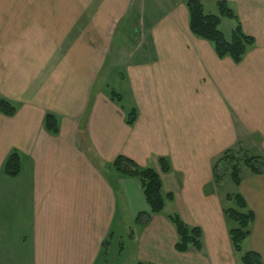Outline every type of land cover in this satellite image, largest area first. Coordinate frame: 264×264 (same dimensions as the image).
Masks as SVG:
<instances>
[{"label": "crops", "instance_id": "crops-1", "mask_svg": "<svg viewBox=\"0 0 264 264\" xmlns=\"http://www.w3.org/2000/svg\"><path fill=\"white\" fill-rule=\"evenodd\" d=\"M202 1L216 9L219 0ZM225 1L255 39L239 64L220 59L191 32L184 1L163 14L145 12L143 0L19 2L23 10L15 9L7 30L0 28V98L17 106L13 117L0 113V193L12 197L2 166L16 149L32 264H103L111 247L103 249L104 241L114 231L126 234L129 222L148 211L137 179H112L90 158L82 127L106 163L125 155L159 170L158 157H167L172 170L160 173L164 194L174 196V213L188 226L202 229L200 251L178 252L169 214H153L128 234L129 264H241L214 185L213 158L238 142L264 157V0ZM128 18L140 35L118 37ZM17 30H24L22 38ZM106 69L125 82L133 106L103 90ZM131 107L138 117L129 126ZM47 112L59 120L57 135L44 127ZM239 188L256 216L247 251L258 252L264 264V171L242 178Z\"/></svg>", "mask_w": 264, "mask_h": 264}, {"label": "trees", "instance_id": "trees-1", "mask_svg": "<svg viewBox=\"0 0 264 264\" xmlns=\"http://www.w3.org/2000/svg\"><path fill=\"white\" fill-rule=\"evenodd\" d=\"M184 2L188 9L191 32L196 37L208 41L220 59L230 57L234 63H241L247 51L254 46L255 39L244 32L238 15L229 6V3L225 0H219L216 2L217 13H208L202 0H184ZM223 18L234 20L236 23L231 31L230 39L220 28ZM109 96L113 101H122L121 94L114 89H110ZM0 113L13 117L17 113V106L6 98H0ZM137 117L138 111L135 107L126 109V123L129 126L135 124ZM44 127L52 135H57L60 132L59 120L54 113L47 112L45 114ZM80 141L90 158L98 166L106 169L110 178L125 176L139 181L148 211L138 213L135 219L138 225L147 224L151 215L162 213L166 200H174L171 193L164 194L160 174L169 173L172 170L167 157H158L159 170L154 167H142L125 155H119L113 162L106 163L95 153L83 127L80 129ZM21 156L18 150L13 149L4 161L2 172L7 176H17L21 171ZM242 164L253 174H261L264 171V157L252 154L242 143L238 142L235 146L225 150L214 163V184L221 187L225 170L229 169L232 182L239 188L242 182ZM225 200L235 204L234 207L229 208L224 205V215L228 223L235 225V227L229 228L228 234L234 252L240 256L241 264H263L262 257L258 252L252 250L243 252V242L251 233L250 225L255 220V213L249 208L246 199L240 192L226 194ZM167 218L175 226L178 234V241L175 246L178 252H187L191 248L198 251L202 249L201 228L188 226L178 213L169 214ZM129 229L130 234H133L132 226ZM108 244L109 238L104 241L103 249ZM134 264L152 263L136 262Z\"/></svg>", "mask_w": 264, "mask_h": 264}, {"label": "rangeland", "instance_id": "rangeland-1", "mask_svg": "<svg viewBox=\"0 0 264 264\" xmlns=\"http://www.w3.org/2000/svg\"><path fill=\"white\" fill-rule=\"evenodd\" d=\"M20 1H37V0H0V28H4L6 25V30L10 22H12L13 17L16 10H23L19 8ZM145 2V6L143 7L144 11L148 14L151 11L158 10L160 13L167 12L170 7L174 3H178L184 0H143ZM155 7H153L154 3ZM16 7V8H15ZM135 9V8H134ZM206 12L208 13H217L215 8H212L210 5L206 6ZM18 14V13H17ZM10 17L12 19L10 20ZM148 18H145L147 20ZM130 18L126 21L122 22L121 28L117 33V36L122 38V33L125 31V34H132V37H135L139 31V27H131L130 25ZM235 21L223 18L220 28L224 32V34L228 37H231V31L235 26ZM12 26V23H11ZM17 38H22L24 35V30H17ZM6 33V32H5ZM4 33V34H5ZM3 34V35H4ZM140 35V33H138ZM118 40V39H117ZM116 40V42H117ZM128 49L131 46H127ZM130 51V50H129ZM104 75L102 84L104 91H110V89H114L117 93H120L123 101L122 105L130 107L133 106L131 103V97L128 90H126L125 82L119 78V74L112 69V71L106 69L103 73ZM107 77V78H106ZM105 78V79H104ZM105 82V83H104ZM132 104V105H131ZM244 145V142L242 143ZM235 146V145H234ZM250 147L249 145H247ZM247 148V147H246ZM252 149V146L250 147ZM227 150V149H225ZM224 150V151H225ZM222 151L218 155H216L214 159V163L221 157ZM252 154H256L255 152ZM213 163V164H214ZM242 173L241 176L243 179H247L248 176H251L253 173L242 164ZM26 169H24L25 171ZM222 170V169H221ZM230 170L226 169L223 175V180L221 182L222 186L215 187L219 194L221 195L222 199H224L225 205L229 207H234V202L228 203L225 198L226 194L230 193H238L240 192V188L236 187L231 180ZM4 180L7 181L5 184L6 187H10V183L13 185V191L11 193V199L5 195L1 196L0 193V264H32V245L30 241V231H31V224L28 220V215L30 212V208L27 207L25 204V200L23 195L26 192V185L21 184L19 176L17 180L14 176H5L3 175ZM211 189L207 188L209 191ZM2 198V199H1ZM12 200L9 202V200ZM175 212L174 205L170 203L169 200H166V208L164 210L165 214H172ZM227 227L228 229L235 225L230 224L228 222ZM133 229L138 228V223L130 221L129 227ZM254 225H250V229ZM130 233V229L127 230V233L123 235L120 232L114 231L109 238V244L111 245L109 249V254L105 259L102 261L103 264H129L131 260V254L129 253L128 241L129 237L128 234ZM28 238V239H27ZM250 248V240L247 239L243 243V252H246ZM16 258L18 262H16Z\"/></svg>", "mask_w": 264, "mask_h": 264}]
</instances>
